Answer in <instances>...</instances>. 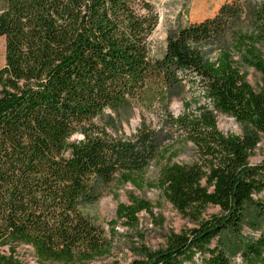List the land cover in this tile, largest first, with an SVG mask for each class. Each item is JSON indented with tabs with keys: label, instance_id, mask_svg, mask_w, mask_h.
Returning a JSON list of instances; mask_svg holds the SVG:
<instances>
[{
	"label": "trees",
	"instance_id": "1",
	"mask_svg": "<svg viewBox=\"0 0 264 264\" xmlns=\"http://www.w3.org/2000/svg\"><path fill=\"white\" fill-rule=\"evenodd\" d=\"M241 13L240 0L223 4L213 17L168 36L163 55L151 60L147 39L157 25L151 0H0V264H21L16 246L31 248L40 264L106 256L109 243L82 209L95 180L155 186L178 212L219 209L131 264H231L223 249L209 245L238 232L248 208L264 213V198L254 199L264 194V162H248L257 137L224 135L215 117L247 124L264 140V81L252 89L233 56L263 77L264 60L242 36L214 58L204 47ZM251 15L264 30V0ZM175 89H186L189 100L178 117L166 115L172 143L159 151L151 130L125 138L95 124L126 100L165 107ZM187 147L194 160L172 162ZM156 160L164 164L152 184L146 175ZM150 209L131 198L115 216L131 226ZM240 256L243 264H264V237L243 243Z\"/></svg>",
	"mask_w": 264,
	"mask_h": 264
},
{
	"label": "rangeland",
	"instance_id": "2",
	"mask_svg": "<svg viewBox=\"0 0 264 264\" xmlns=\"http://www.w3.org/2000/svg\"><path fill=\"white\" fill-rule=\"evenodd\" d=\"M232 1L151 0L157 25L147 39L149 58L155 60L163 55L168 36L174 35L190 22L213 17L223 4ZM240 2L242 13L225 30L221 38L209 42L204 47V52L209 58H214L219 50L228 48L237 36H242L255 45L264 60V30L258 28L251 15L260 0H240ZM4 54V39L0 38V68L4 65ZM233 60L239 68L242 80L252 89L259 90L264 77L255 69L245 65L239 56L234 55ZM189 94L186 89L185 91L175 89L169 92L165 107L154 104L150 109L139 106L135 101L126 100L116 111L104 110L95 120V124L112 136L125 138L134 136L142 128L151 130L155 133V143L159 151L172 143L166 126V115L174 118L181 115L183 101L189 100ZM201 103L196 106H200ZM191 110H194V106H191ZM215 121L217 129L224 135L252 134L257 137V144L249 153L248 162L250 165L264 162V140L251 126L236 123L232 118L223 115H216ZM78 139L80 135H74L70 142ZM193 160V151L191 147H187L179 151L172 162L187 165ZM163 164V161L158 160L151 164L146 175L150 183H155L158 170ZM88 197L89 200L82 204L84 214L102 230L110 251L106 256L83 264H131L143 258L144 250L164 249L168 236L195 229L199 223L219 214L218 207L213 204H208L198 216L189 212H178L165 202L155 186L136 190L129 184H118L116 181L104 184L100 180H95L88 191ZM131 198L146 201L151 209L150 213L140 212L136 223L130 226L116 218L115 210L119 204H128ZM262 198H264L263 193L254 196V199ZM262 236L264 237V213L259 215L253 208H248L238 232H226L217 236L211 241L209 249L215 247L223 249L231 264H243L240 256L242 244ZM15 257L21 264H40L32 249L27 246H16ZM194 261L196 262V257Z\"/></svg>",
	"mask_w": 264,
	"mask_h": 264
}]
</instances>
